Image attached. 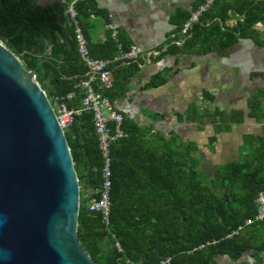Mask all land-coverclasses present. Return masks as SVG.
Listing matches in <instances>:
<instances>
[{
    "label": "trees",
    "instance_id": "1",
    "mask_svg": "<svg viewBox=\"0 0 264 264\" xmlns=\"http://www.w3.org/2000/svg\"><path fill=\"white\" fill-rule=\"evenodd\" d=\"M67 1L40 4L37 0H0V35L7 36L5 45L24 66L34 69L51 101L55 95L75 91L74 97L66 101L69 106L78 107L85 66L66 14ZM214 5L217 11L209 14V19L215 22L207 28L198 26L212 7L193 25L183 45L197 46L199 38L216 31V35H224L219 43L224 48L237 38L254 33L257 22L264 23V0H222ZM94 7L93 0L75 4L85 33L91 13L98 14ZM236 14L243 15V19L224 31L222 23ZM176 46L172 43L169 48ZM88 48L95 57L112 58L118 51L111 37L100 44H89ZM129 62L134 68L139 63H118ZM114 88L113 81V86L105 91L111 99ZM258 92L249 102V114L260 123L264 120V87ZM223 114L217 110L214 117ZM232 115L235 120H242L241 111L235 110ZM123 116L124 136L113 141L110 148L108 223L100 212L88 207L89 198L99 195L103 166L92 112L83 111L64 131L80 186L78 238L91 258L100 264H161L167 258L164 264H219L218 257L236 261L243 253L255 251L252 256L260 259L264 254V218L256 219L255 215L256 197L264 188V132L258 129L246 133L238 159L219 166L212 178L197 170L193 142L176 143V138L170 139L163 150L165 158L159 159L154 149L149 152L151 166L135 175V180L144 179L150 188L131 202V134L136 124ZM85 189L90 190L88 198L83 195ZM248 219L251 221L246 222Z\"/></svg>",
    "mask_w": 264,
    "mask_h": 264
},
{
    "label": "crops",
    "instance_id": "2",
    "mask_svg": "<svg viewBox=\"0 0 264 264\" xmlns=\"http://www.w3.org/2000/svg\"><path fill=\"white\" fill-rule=\"evenodd\" d=\"M52 1L37 0L40 4ZM200 1L93 0L98 14L91 13L86 33L82 29L87 48L111 37L117 48L120 42L123 48L136 46L142 50L137 59L139 63L131 60L137 62L136 68L131 62H117L111 67L116 88L110 99L136 124L131 134V175L134 177L131 202L150 188L144 179L135 180V175L145 167L150 168L149 152L154 149L159 159L165 158L163 150L170 139L176 138V143L193 142L197 170L212 178L219 166L238 159L246 133L258 129L264 132V120L258 123L249 114V102L259 94L257 89L264 87V23L257 22L254 33L239 37L224 48L219 46L224 35H216V31L199 38L197 46L183 45L188 38L184 37L181 44L169 48L174 39L180 38L183 25L180 21ZM212 7L207 19L198 26L207 28L215 22L209 19V14L217 11L215 5ZM233 19L235 15L222 23L224 31L235 24ZM107 23L115 27V38ZM151 50L159 53L151 54ZM217 110L224 112L221 117L215 116L222 123L220 128L212 123ZM235 110L242 112L241 121L233 118ZM223 124L228 125L227 132H222ZM89 193L85 189L84 197L88 198ZM252 253L256 252L243 253L236 261L226 256L218 257V261L219 264H264V254L259 259Z\"/></svg>",
    "mask_w": 264,
    "mask_h": 264
},
{
    "label": "water",
    "instance_id": "3",
    "mask_svg": "<svg viewBox=\"0 0 264 264\" xmlns=\"http://www.w3.org/2000/svg\"><path fill=\"white\" fill-rule=\"evenodd\" d=\"M0 35V264H100L77 233L80 186L34 69Z\"/></svg>",
    "mask_w": 264,
    "mask_h": 264
},
{
    "label": "built area",
    "instance_id": "4",
    "mask_svg": "<svg viewBox=\"0 0 264 264\" xmlns=\"http://www.w3.org/2000/svg\"><path fill=\"white\" fill-rule=\"evenodd\" d=\"M80 0H68L66 14L72 22L73 32L77 41L78 54L85 64V72L80 80L83 96L80 106L72 107L67 104V99L74 97L75 91L68 92L65 96L55 95L53 101L49 98L51 106L55 112L58 124L63 132L68 128L75 119L83 111L90 110L92 112V120L94 123L95 133L98 138V146L103 159L102 166V182L98 196H92L88 200L90 210L101 213L105 223L109 222L110 205H111V186H112V169H111V144L117 138L124 136L121 128L124 116L113 104L110 97L105 94L113 85L111 66L113 63L137 60L142 50L133 46L128 49L123 48L118 42V51L112 58L93 57L89 54L86 39L82 30V26L78 19V13L75 4ZM217 0H201L197 6L191 11L187 19L182 25L180 38L174 39L173 43L181 44L184 37L190 34L194 24L199 23L202 16L213 6ZM243 15L236 14L233 22L236 24L238 20L243 19ZM107 27L111 30V36L116 37V29L112 23H107ZM151 54L159 53L157 50H151ZM44 90V89H43ZM45 92V90H44ZM46 94V92H45ZM47 95V94H46ZM257 213L256 219L264 218V188L258 192L256 197ZM248 219L246 222H250ZM233 231L228 236L236 233ZM166 260H162L164 264ZM129 264H139L129 261Z\"/></svg>",
    "mask_w": 264,
    "mask_h": 264
},
{
    "label": "rangeland",
    "instance_id": "5",
    "mask_svg": "<svg viewBox=\"0 0 264 264\" xmlns=\"http://www.w3.org/2000/svg\"><path fill=\"white\" fill-rule=\"evenodd\" d=\"M263 86H264V83H263ZM259 88H263V87H259ZM257 90H258V89H257ZM215 107H216V106H215ZM217 108H218V107H217ZM212 120H213L212 123L216 124V125H217V128L222 127V123H221L220 121L217 120V117H213ZM227 127H228V125L226 126L225 124H223L222 132H227V131H228ZM218 132H219V131H217V133H218ZM222 132H220V133H222ZM217 133H214L215 138H216ZM261 262H262V261H261ZM257 264H259V263H257Z\"/></svg>",
    "mask_w": 264,
    "mask_h": 264
}]
</instances>
